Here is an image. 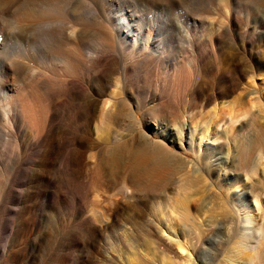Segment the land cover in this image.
Segmentation results:
<instances>
[{
	"label": "rangeland",
	"instance_id": "obj_1",
	"mask_svg": "<svg viewBox=\"0 0 264 264\" xmlns=\"http://www.w3.org/2000/svg\"><path fill=\"white\" fill-rule=\"evenodd\" d=\"M56 1L63 11H60L59 15H50L46 10L44 13L46 0H0V264H24L28 256L31 258L30 264H77L76 241L79 238V219L76 214V197L81 190L80 182H83L82 174L85 169L82 163L71 159L69 155L70 152L75 154V150L78 149V141L73 145L76 138L72 135L77 129L76 123L71 122L70 116L75 118L78 109L83 106H66L69 102L76 101L64 96L67 92L65 86L56 85V81L64 77V67L51 58L49 48L54 42L56 45H64L66 49L75 47L85 53L95 42L112 37L108 33L112 34L113 24L102 19L104 15L111 17L113 16L111 13L130 9L129 7L135 5V0ZM160 1L166 10L161 9L157 15L141 12L132 29L134 32H141L142 36L148 33L157 35L161 59L150 66L147 64V67L138 68L136 64L131 65L128 59L121 60L116 57L119 64L128 68L126 74L128 82L139 81L146 90V94L137 97L130 92L129 86L127 87L129 102L143 101L145 105L138 114L142 120L141 125L137 128L131 126V130L137 138L152 136L153 139L168 145L175 154L200 163L203 169L191 165L192 171L190 167L196 175H193L194 180L203 182V186L206 184L208 189L205 194L208 200L205 202L207 209L205 210L213 211L207 212L204 217L202 214L199 221L202 224L207 222L209 224L221 218L220 216L217 218L219 212L221 213L219 208H226V205L222 206V202L246 192L251 185L254 187L264 182V156L255 168L251 167L252 151L258 146L257 135L260 141L264 142V125H260L264 124V34L260 33L264 32V24L261 26H258L259 23L256 24L264 22V0H186L188 2L173 0L172 5L169 2V6L168 0ZM143 3L147 4L145 1ZM187 3L191 5L188 4V7ZM137 6L140 7L139 4ZM225 6L233 13L235 25H231L223 14ZM186 8L190 12L186 11ZM184 12L189 14L191 20L189 28L181 31ZM46 13L49 15L46 16ZM71 27L89 30L92 36L88 34L90 37H87L86 42L78 44L70 37L73 30ZM212 43L217 47L216 59L207 53ZM198 53L205 56L202 69L192 76L190 85L185 84L184 76L181 77L183 78L181 83L177 84L175 80L181 74V68L183 71L191 69V61ZM43 79L50 81L51 87L48 91L36 85L38 80ZM16 93L23 101L30 98L37 100L47 112L54 108L50 106L54 98L60 97L62 100V106H57L63 111L65 118H60L64 128H61L63 131L55 140L59 148V155L56 156L58 158L43 160L38 150L44 151L45 146L38 147L34 152L25 151L27 143L36 137V129L19 120L21 111L15 101L4 106L5 100L2 99L3 96ZM215 95L216 103L222 110L219 109L221 111L219 115L223 117L219 118V121L226 124L224 127L226 130L224 129L225 132L212 130L209 133L211 142L221 140L218 146L202 143L201 146L195 147L197 151L201 149L202 158L201 162H198L190 151H183L186 145H181L178 135L174 132H180L184 115L193 111L192 107L188 106L189 103L195 99L197 104L201 103L204 106L203 103ZM178 101L182 102L183 106H177ZM216 103L198 106L204 115L200 117L202 124L207 122L208 116L210 118L209 112L213 111ZM251 103L254 104L253 107ZM163 105L169 110L174 108L177 111L178 118L173 120L174 122H167L162 118ZM222 108L238 114L235 116L236 118L239 116L238 123L233 122L237 123L235 126L229 124L227 116L224 117V113L227 112ZM186 133L188 134V131H185ZM65 157L70 159L65 160ZM188 171L190 174V168ZM105 175L107 178L108 173ZM94 180L92 176L89 183ZM102 183V187L109 186L110 180L107 178ZM219 189L223 192L221 198L217 195ZM47 192L53 197L50 200L45 199ZM192 192L193 199L199 196L195 194V190ZM252 198L249 196L243 199L251 202ZM86 201L89 204V197ZM109 208L107 204H98L93 209L102 210L103 218L107 219ZM213 212L218 214L214 215ZM182 225L183 223L178 221L176 229L173 230L166 222L163 232L157 231V237L141 235L138 252L133 257L145 258L146 253H150L148 260L153 264H161L158 253L161 250L168 257L166 262L185 264L183 258H189L190 254L188 245L187 248L183 247V251L176 247V243L182 241L186 243L188 240L182 232L184 227ZM106 237H110V242H116L114 235ZM155 239L161 240V246L158 252L157 249L153 250L154 254L157 253L153 257L146 244L149 242L148 245H151ZM104 241L108 244L107 240ZM98 246L97 252L100 253L106 245L102 241ZM165 251L168 254H165ZM13 254L17 256L15 259L5 260L6 255L12 257ZM96 254L95 257L99 259L100 256ZM190 264L197 262L192 260Z\"/></svg>",
	"mask_w": 264,
	"mask_h": 264
},
{
	"label": "bare ground",
	"instance_id": "obj_2",
	"mask_svg": "<svg viewBox=\"0 0 264 264\" xmlns=\"http://www.w3.org/2000/svg\"><path fill=\"white\" fill-rule=\"evenodd\" d=\"M141 1H145L149 5ZM172 1L168 0V6L169 2L171 4ZM46 2L47 4H44L45 7L43 9L44 13L45 10L50 15H59L63 12L60 6L58 7L56 0H46ZM185 2L188 1L185 0ZM160 3V0L158 2L155 0H135V5L129 7L130 9L113 12L111 17L104 15L102 19L105 21L109 20L113 24L112 34L106 32L112 37H107L100 42L93 40L95 43L91 42L93 45L85 53L75 47L66 49L64 45H56L54 42L50 44L51 58L64 67V77L57 80L56 85L59 84V87L65 86L67 92L64 96L76 101L75 103L69 102L66 106H83L78 109L75 118L70 116L71 122L76 123L77 129L72 132V135L76 138L73 141V145L78 141V149L75 150V154L70 152L69 155L71 159L82 163L85 169L82 174L83 182H80L81 190L76 197V214L79 219V238L76 241L77 264H153L152 261L148 260L150 253H146L145 258L133 257L138 252L140 236L147 234L149 236L156 235L157 237V231L159 230L162 233L166 222L174 230L178 221L183 223L182 232L185 238H188L186 243H182L183 241L176 243V247L181 251H183V247L185 248L188 245L190 254L188 255L189 258H183L185 264H190L192 260L197 262V264H264V182H260L261 184L258 183L259 185L256 184L257 186L254 187L251 185L246 192L237 195L234 199L222 202V206L226 205V208H219V211L221 209L219 214L214 213L215 211L213 212L214 215L218 214V216L216 215L217 218L221 217L217 220L218 222L214 220V222H210L211 224H208V222L202 224L200 222L201 215L203 214L204 217V214L213 210L206 212L205 202L207 199L205 194L208 192L206 184L204 187L203 182L196 179L200 177H195L196 180L193 178V166L203 169L200 163L189 161L186 157L179 156L180 154L178 155V153L175 154L168 145L153 139L152 136L147 135L148 137L144 136L145 138H137L133 134L134 131L131 130V126L137 128L141 125L142 120L138 114L145 105L143 101H137V103L129 102L127 87L129 86L130 92L137 97L146 94V90L140 85L139 81L128 82L126 77L128 68L119 64L116 57L121 60L128 59L131 65L136 64L138 68L147 67V64L150 66L151 63L158 62L161 59L157 35L148 33L146 36H142L141 32H134L132 29V25L137 21L141 12L157 15L161 9L163 11L166 10L164 8L165 5ZM188 4L190 3H187V6ZM173 5L175 6V4ZM187 9L186 11H188ZM223 14L231 25H235L236 19L228 6L223 8ZM190 20L189 14L184 12L181 19V31H186L189 28ZM257 23H259L258 26L264 24V22ZM59 26L61 27V24ZM45 28L47 29V27ZM71 28L73 30L70 33V37L73 41L78 44L86 42L88 34H90L89 30ZM260 33L264 34L262 31ZM207 53L216 59V45L210 44ZM204 61V54L198 53L191 61V69L183 71V68H181V74L176 80L174 78L173 80L180 84L181 79H183L181 77L184 76V79H186L184 80L186 81V83L184 82L185 84L192 83V76H195L200 71ZM250 74L252 75V73ZM36 85L46 91L51 87L50 81L45 79L38 80ZM15 95L3 96L2 99L5 100L3 105L7 106L8 103L12 104V101H15L21 111L19 120L25 121L30 127L36 129V137L27 143L25 151L34 152L38 147L45 146L44 151L38 150L43 160L47 161L58 156L59 148L55 144V140L63 131L61 128H64L60 118L65 119L63 111L57 108V106H62L60 97L52 100L50 106H54V108L47 112L45 107L41 106L37 100L30 98L23 101L18 98V94ZM216 98V95L208 98L203 103L204 106L211 102L216 103ZM197 103L195 99L189 103L188 106H191L193 111L186 113L187 115L182 114L184 119L180 125V132L176 130L177 132H174V134L178 135L177 138L182 146L183 144L186 145V149L183 151H190L195 155L198 162H201V149L197 151L195 147L201 146L202 143L218 146L221 140H213L211 142L209 133L212 130L216 132L223 130L225 132L224 129L226 130V128L224 127L226 124L219 121V118L223 117L219 115L222 110L217 103L213 111L209 112V120L207 118V122L202 124L200 117H204V115L201 107L198 106L203 105ZM164 106L161 107L164 120L170 122L178 118V113L174 108L169 110ZM177 106H183V103L178 101ZM253 106L254 104H252ZM226 112L224 117L227 116L229 124H237L239 116L237 118L235 116L238 114ZM233 122L237 123L233 124ZM254 125L256 124L254 123ZM260 125L264 124L261 123ZM185 131H188V134H185ZM261 137L263 138V136ZM257 138L258 144H256L258 146H255L257 148L255 151L253 150L254 155L253 151L251 155L253 156L252 168H255L264 156V142L260 141L258 135ZM70 158L65 157V160ZM189 168L191 175L188 173ZM186 170L187 172H185ZM105 173H108L107 178L110 180V185H103L105 187H102V182L107 179ZM92 176L95 180L89 183ZM192 190H195V194L200 197L197 196L193 199L192 193L194 192ZM217 195L218 198L222 197L223 192L221 189L218 190ZM249 196L253 197V201L249 202L243 199ZM88 197L89 204L86 201ZM51 198H53L51 193L47 192L45 199L50 200ZM210 201L212 202V200ZM98 204H107L110 207L107 219L103 218L102 210L96 211V209H93ZM214 207L212 208L215 209ZM218 207H220L219 204ZM108 235H114L116 242H110V237H106ZM104 240H107L108 244ZM102 241L106 246L99 253L97 248ZM148 243L146 245L149 251L153 254V257L154 255L156 256L157 253L154 254L155 251L153 252V250L157 249V252L159 251L161 240L156 241L155 239L151 245H148ZM142 250L144 249L142 248ZM165 250L167 249L165 248ZM96 253L100 256L99 259L95 257ZM158 253L161 264H174L172 261V263L165 261L168 257L164 255L163 251L160 250ZM165 254L168 253L165 251ZM9 257L6 255L5 260H12L17 256L13 254L10 259ZM30 262V256L26 257L24 264H30Z\"/></svg>",
	"mask_w": 264,
	"mask_h": 264
}]
</instances>
